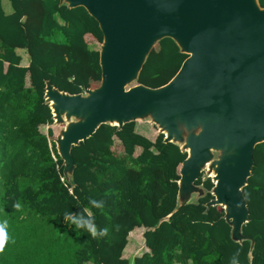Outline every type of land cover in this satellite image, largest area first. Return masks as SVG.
Instances as JSON below:
<instances>
[{
  "label": "trees",
  "instance_id": "1",
  "mask_svg": "<svg viewBox=\"0 0 264 264\" xmlns=\"http://www.w3.org/2000/svg\"><path fill=\"white\" fill-rule=\"evenodd\" d=\"M9 1L12 11L6 13L0 0V221L7 220L9 235L0 264H229L237 252L239 264H264V143L255 146L243 188L249 220L242 233L254 240L251 251L249 239L232 240L219 206L206 208L213 198L209 177L195 182L205 194L177 209L179 168L187 153L165 143L162 133L149 139L137 131L136 121L121 129L102 124L72 146L75 167L66 180L52 128L40 130L53 124L45 83L70 94L95 87L99 50L86 38L101 43L102 33L83 7L59 0ZM17 49L26 51L27 66ZM186 57L172 39L160 40L137 82L165 84ZM89 198L103 200L104 207L92 208ZM86 208L98 228L108 229L103 237L64 222L65 211ZM139 230L142 252L124 257Z\"/></svg>",
  "mask_w": 264,
  "mask_h": 264
},
{
  "label": "water",
  "instance_id": "2",
  "mask_svg": "<svg viewBox=\"0 0 264 264\" xmlns=\"http://www.w3.org/2000/svg\"><path fill=\"white\" fill-rule=\"evenodd\" d=\"M59 3L83 7L102 33L98 86L70 94L45 83L53 123L63 126L53 141L65 179L75 167L72 146L100 125L121 129L149 121L165 143L187 153L179 168L177 209L205 194L195 182L206 169L214 184L206 208L221 207L232 240H248L242 233L249 220L243 188L255 164V146L264 143V6L259 0ZM164 38L187 57L165 84L138 83L151 50ZM249 240L251 251L254 240Z\"/></svg>",
  "mask_w": 264,
  "mask_h": 264
},
{
  "label": "clouds",
  "instance_id": "3",
  "mask_svg": "<svg viewBox=\"0 0 264 264\" xmlns=\"http://www.w3.org/2000/svg\"><path fill=\"white\" fill-rule=\"evenodd\" d=\"M89 205L92 208L102 209L104 207L103 200H97L94 198H89L88 200ZM13 207L16 210H21V204L19 202L15 203ZM64 222L70 226H74L76 229H82L87 232L92 238L103 237L107 234L108 229L103 228L100 229L97 227L95 222V216L91 212L90 209L86 208L81 212L74 213L71 211H65L63 214ZM115 227H119L118 225ZM8 222L7 220L0 221V252H3L5 247L9 242V235H8ZM239 252L234 253L230 257L229 264H239Z\"/></svg>",
  "mask_w": 264,
  "mask_h": 264
},
{
  "label": "rangeland",
  "instance_id": "4",
  "mask_svg": "<svg viewBox=\"0 0 264 264\" xmlns=\"http://www.w3.org/2000/svg\"><path fill=\"white\" fill-rule=\"evenodd\" d=\"M8 7H10V3L8 0H5V3H4V9L5 11H8ZM8 9V10H6ZM88 42H91V46L94 47L95 49H98L99 50V46H100V43L97 42L95 39L91 38V37H87L86 38ZM157 45V44H156ZM155 45V46H156ZM154 46V47H155ZM153 47V48H154ZM100 83L97 82V85L98 86ZM133 84H136V83H133ZM95 86V87H96ZM51 127L52 130H53V137L52 139H54L57 135V132L63 127V126H60V125H56V124H52L50 126L48 125H42L40 126V130L43 132V133H46L47 132V129ZM136 129L138 132H141L142 134L144 133L146 135V137H148L149 139L151 140H154L156 135L158 134V128L150 123L149 121H136ZM114 151L118 152L119 151V147H118V144L116 143L113 147ZM139 150H137L138 152ZM207 177H210L209 174L207 173V170L205 169L203 172H202V179H205ZM195 196H193V200H194ZM220 209H222L220 207ZM223 210V209H222ZM140 232L141 230L139 231H135L131 237L129 238V242H128V245L126 246L125 250H124V257L126 258H133L137 253L140 254L142 252V249L139 250L140 248L143 247V242L141 241L140 239ZM138 249V250H137ZM136 253V254H135ZM135 254V255H134Z\"/></svg>",
  "mask_w": 264,
  "mask_h": 264
},
{
  "label": "crops",
  "instance_id": "5",
  "mask_svg": "<svg viewBox=\"0 0 264 264\" xmlns=\"http://www.w3.org/2000/svg\"><path fill=\"white\" fill-rule=\"evenodd\" d=\"M8 1H9V0H8ZM4 3H5V0H1L2 8H3V10L5 11V9H4ZM9 3H10V1H9ZM8 9H9V10H8ZM8 9H6V10H8V11H5L6 13H10V12L12 11V6H11V4H10V7H8ZM24 17H25V16H24ZM17 52H18L19 55L22 56V64H23L24 66H27L28 63H29V58H28V55H27L26 51L23 50V49H17Z\"/></svg>",
  "mask_w": 264,
  "mask_h": 264
}]
</instances>
